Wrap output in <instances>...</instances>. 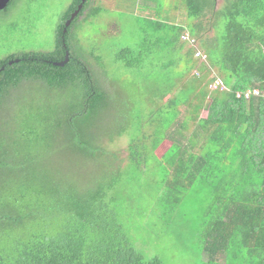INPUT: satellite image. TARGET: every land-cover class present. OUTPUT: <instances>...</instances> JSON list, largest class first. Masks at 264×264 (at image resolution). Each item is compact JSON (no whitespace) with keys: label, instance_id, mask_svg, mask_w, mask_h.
I'll use <instances>...</instances> for the list:
<instances>
[{"label":"trees","instance_id":"obj_1","mask_svg":"<svg viewBox=\"0 0 264 264\" xmlns=\"http://www.w3.org/2000/svg\"><path fill=\"white\" fill-rule=\"evenodd\" d=\"M17 1L10 0L0 13ZM93 1L85 0L65 27L81 3L72 0L56 25L51 51L0 60V116L24 83L39 84L44 99L28 102L21 127L28 126V135L44 127L49 133L45 143L62 132L63 150L73 157L57 166L43 161V151L23 154L21 147L0 141V264H162L157 257L146 260L128 242L112 208L109 193L122 164L141 166L144 143L131 141L124 160L119 151L101 145L94 128L110 97L78 55L73 35ZM175 10L185 11L191 22L146 18L150 29L142 31L140 43L115 54L125 67L140 69L170 29L175 33L165 44L173 42L175 49L182 43L179 50L192 60L189 83L179 79L157 90L160 106L174 113L161 140L171 147V168L158 203L169 211L194 180L209 182L214 200L203 231L201 264H264V98L236 97L240 91H264V0H227L219 8L217 0H183ZM184 32L196 41L195 48L181 40ZM153 33L163 38L152 41ZM196 49L205 60L194 57ZM66 53L67 62L55 66ZM215 78L224 90L209 89ZM66 93L70 100L55 104ZM123 132L117 130L109 141Z\"/></svg>","mask_w":264,"mask_h":264},{"label":"rangeland","instance_id":"obj_2","mask_svg":"<svg viewBox=\"0 0 264 264\" xmlns=\"http://www.w3.org/2000/svg\"><path fill=\"white\" fill-rule=\"evenodd\" d=\"M182 1L94 0L85 17L73 28L78 55L89 64L110 97L108 108L100 113L94 125L101 134V145L109 151H119L127 160L129 143L136 140L144 143L141 166L124 162L120 179L109 193L114 198L112 208L116 220L128 242L146 260L157 257L162 264H201L203 231L214 200L212 185L196 179L179 194L180 201L171 210L167 211L158 203L162 183L171 168L167 159L171 147L161 140L174 113L160 106L157 90L179 79L189 83L191 75L187 68L192 60L179 50L182 43L175 49H171L173 42L165 44L174 36L175 32L170 29L164 38L159 33L150 36L152 41L163 40L140 69L125 67L116 60L115 54L140 43L142 31L150 29L146 18L172 24L191 22L185 11L175 10ZM226 1L217 0V7ZM71 2L18 0L7 12L0 13V60L21 52L51 51L56 25ZM154 46L151 45L152 49ZM12 95L9 110L4 109L0 116V141L13 149L21 147L23 154L43 151V161L53 165L71 161L73 157L63 150L62 132H55L45 143L49 133L44 127H37L29 135L25 131L28 126L21 127V119L29 114L27 105L31 99H44L42 87L26 82ZM70 97L66 93L58 97L55 104L64 106ZM22 100L26 106L23 109ZM181 111L184 112L183 107ZM204 114L202 111L201 115ZM122 128L124 132L110 142L109 136ZM36 134L39 135L37 141ZM44 145L52 148L45 150ZM85 178H88L87 173Z\"/></svg>","mask_w":264,"mask_h":264},{"label":"built area","instance_id":"obj_3","mask_svg":"<svg viewBox=\"0 0 264 264\" xmlns=\"http://www.w3.org/2000/svg\"><path fill=\"white\" fill-rule=\"evenodd\" d=\"M181 40L186 43L190 47H196V41L189 36L187 32L182 33L180 36ZM194 57L200 60H205V55L198 49L194 52ZM210 90H224L225 86L223 85L222 81L219 78H215L210 84L208 85ZM251 95H261L264 98V91L261 93L258 89H251L246 91L236 92V97L240 98L243 97L245 99L249 98Z\"/></svg>","mask_w":264,"mask_h":264},{"label":"water","instance_id":"obj_4","mask_svg":"<svg viewBox=\"0 0 264 264\" xmlns=\"http://www.w3.org/2000/svg\"><path fill=\"white\" fill-rule=\"evenodd\" d=\"M10 0H0V10L5 9L6 6L8 5ZM85 0H81V3L77 6V8L72 12V14L70 15V18L65 22V27L69 26L70 22L73 20V18L75 16H77V14L79 13V11L82 8V5L84 3ZM68 60V54L66 53L65 59L62 62H55L53 63L55 66H63ZM18 60H14L9 62V64H11L12 62H17Z\"/></svg>","mask_w":264,"mask_h":264}]
</instances>
